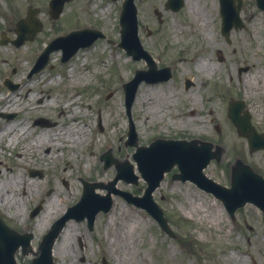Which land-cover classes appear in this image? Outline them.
Returning a JSON list of instances; mask_svg holds the SVG:
<instances>
[{
    "label": "rangeland",
    "instance_id": "rangeland-1",
    "mask_svg": "<svg viewBox=\"0 0 264 264\" xmlns=\"http://www.w3.org/2000/svg\"><path fill=\"white\" fill-rule=\"evenodd\" d=\"M17 1L22 4L21 8ZM162 1L137 0L140 11V38L145 49H149L150 38L145 28L163 31L169 48L166 60L161 64L166 61L173 64L176 75L171 81L162 83L161 86H151L146 90L144 108L141 104L134 103L131 115L139 145H149L156 137L189 139L197 137L211 140L222 144L226 149V155L220 164L212 162L206 169L209 177L229 185L230 165L237 156L242 157L264 175V152H251L247 139L238 135L227 115L229 102L232 99L242 100L246 103V108L252 111L255 126L264 129L262 14L253 1L246 0L247 12L242 15L245 26L243 29L233 30L232 44L228 46L221 35L218 10L216 13L212 8L211 0H187L185 8L180 13L166 14V24L160 27L153 11L154 8H163ZM48 3L50 0H0V41L4 35L11 40L17 38V24L20 20L28 18L29 9H37L35 17L43 25L34 40H28L20 47L11 42L6 45L0 44V93H6L8 90L3 85L6 76L18 85L13 91L12 100L14 107L20 111L18 114L11 113L15 114V117L8 121L14 123V128L18 132L25 124L33 131L26 141H22L17 151L28 142L37 139L44 130L55 126L57 130L67 128L66 115H62L58 108L47 104L52 98L61 100L70 94V91L64 92V87L70 78L68 70L72 67H75V72L81 70L77 74L83 73L81 80L83 105L79 106V109L84 117L80 119L79 125L86 132L88 128L85 124L88 125L91 136L78 148L68 152L55 151L51 154L48 151L49 147L43 148L40 152L36 147H32L24 154L26 164L22 165L18 163L20 157L17 152L6 149L7 137L0 142V150H3L0 152V214L9 227L20 232L32 233L35 249L52 225L38 231L33 226L27 228L20 226L18 220L29 221L42 217L43 211L52 203L49 198L54 196L53 188H58L60 195L69 199L65 202V209L68 210L81 199L83 180L101 183L112 181L117 173L116 165L105 168L104 162L100 161L101 153L108 148L113 149L115 157L127 159L134 166L135 174L141 176L133 158L136 148L125 146L129 118L122 84L133 78L135 69H145L146 62L134 61L125 50L108 40L110 38L115 42L120 41L119 14L122 2L72 0L66 3L64 12L58 20L50 18ZM203 25L206 29L204 31ZM84 27L99 29L108 38L99 39L92 47L80 50L68 63L61 62V51L53 52L48 65L29 78L33 63L43 50L44 41L48 43L53 34L59 35L60 32L64 35ZM219 51L225 55L224 62L218 59ZM3 52H7L8 55H4ZM245 67H248V70L240 72V69ZM96 68L98 72L93 73ZM43 73L45 82L57 77H62V80L56 81V85L49 84L44 87L41 82ZM17 77L27 83V86L21 87ZM186 77L195 83L187 92L183 89ZM147 86L146 82H142L137 94L141 87ZM87 103H92L91 110ZM3 105L6 106L7 101H3L0 108L5 107ZM143 111L146 119L141 115ZM0 113L4 114L1 110ZM99 114L103 115L105 121H115V128L107 129L105 125H99ZM39 118L47 119L48 123L35 124ZM143 121L148 124L145 134L142 132ZM6 123L7 119L0 117L2 130ZM99 139L103 146L97 150L96 144ZM92 151H95V161L91 168L87 169L86 160ZM74 152L77 153L74 155ZM68 157H71L72 168L67 169ZM7 163L16 178L21 173L22 184L28 183L31 186L29 195L23 194L24 185L16 195L7 191L4 182ZM31 169L42 171L43 177L32 178L29 175ZM175 172L176 167L165 176L154 195L174 227L178 223V228L184 235V242L166 237L144 210L129 205L120 196H113L112 224L107 228L104 226L111 211L107 214L100 213L96 217L93 233L88 231L86 219L74 220L78 228L67 237L62 236L65 242L59 244L58 250L65 251L56 257L58 264H102V255L108 264H210V258L216 252L215 248L221 247H225L227 254L225 261H228V264H252L250 253L253 252L244 239L251 238L253 242L259 239L257 235L259 212L254 205L249 204L239 210L237 222L233 223L221 201L201 191L191 182L172 180L171 176ZM145 187L146 182L142 178L138 185L128 184L124 180L116 184L117 189L136 195H142ZM107 193L108 190L105 195ZM3 198L7 202L17 201L19 208L26 213L13 218L14 209L8 207L5 202L1 203ZM39 204L42 208L31 218V211ZM190 208L196 210L191 214L193 219H188L186 216L188 214L183 211ZM60 217L61 215L55 221ZM180 219H184L185 222ZM216 219L220 221L216 222ZM245 221L254 226V232L247 229ZM220 238L226 240L220 241ZM80 239L84 243L82 250L76 248ZM198 239L203 240L205 244H198L197 242L204 243ZM62 245L65 246L61 248ZM76 251L79 257L85 256L84 262L73 256ZM244 253L245 255H242ZM17 260L19 264H31L32 257L22 256L20 253ZM218 261L221 264L222 260Z\"/></svg>",
    "mask_w": 264,
    "mask_h": 264
},
{
    "label": "water",
    "instance_id": "water-1",
    "mask_svg": "<svg viewBox=\"0 0 264 264\" xmlns=\"http://www.w3.org/2000/svg\"><path fill=\"white\" fill-rule=\"evenodd\" d=\"M66 1L70 0L52 1L51 15L53 18L59 17ZM123 1V10L120 15V32L122 35V41L119 46L127 49L129 54H132L135 59L143 57L148 60L147 52L142 49L138 39V10L134 4L135 0ZM258 3L259 6L264 9V0H258ZM169 4L176 7L175 10L178 11L183 6L184 1L170 0ZM224 7H226L225 2ZM233 26H240L239 17H236L234 11L232 12V15H227V12H225L223 23L224 35H228ZM38 28L40 29V27ZM92 32L96 33V35L91 37L88 42L83 44V46H88L98 37L103 36L102 33L96 30H92ZM30 38H32V36H30ZM77 48L72 54L75 53ZM54 49H56L55 44H53L51 49L47 51L46 58ZM133 49H135V51H133ZM136 51L139 52V56L135 54ZM72 54H65L63 61L69 60ZM42 66H40V68H42ZM147 75H149V72L137 70L136 79L133 80L129 86L126 85L127 88L129 87L131 90H128L125 86L128 112H130V108L140 82L147 79ZM242 107V103L239 105L232 104L229 109V116L239 128L240 133L248 135L251 138L252 136L245 132V128L249 126V118L247 117L246 121L238 119ZM130 134L133 136L131 145H135L136 137L133 125H131ZM256 138H258L257 135ZM251 146L254 150L259 148L261 145L257 144V142H252ZM213 149H215V151ZM140 150L146 152V157L140 162L143 176L148 181V188L146 189L144 197H134L130 193L121 191H114V193L124 196L130 203L145 208L151 215L154 216L162 228L167 232H170V228L167 220L164 218L162 209L154 201L153 193L160 186V183L164 178V174L171 171L175 165L178 166L180 173L175 174L173 176L174 179H180L182 181L189 180L195 183L200 189L213 193L217 198L224 202L232 215H234L238 208L243 207L248 202L264 206V195H262L264 194V179L262 176L255 173L250 166L245 165L241 160H237L235 167L232 169L231 188H226L218 184L205 174L204 169L208 167L213 159H216L218 162L221 161L222 152L224 150L220 146H214L212 143L203 142L197 139L192 141L157 139L150 147H143ZM118 179L119 177L115 179L114 183H116ZM137 180V177H134V179H127L128 182L134 183H137ZM110 191L113 192V188H110ZM91 194L93 195V192H91ZM106 199L107 200L101 204V206L97 208L93 214L90 215V226H93L94 218L97 213L101 210L109 212L112 208L113 200L111 198V193ZM72 210L73 209H71L70 213L63 219L59 220L44 238L40 246V252L36 254L37 258L33 261V264H54L52 248L67 220L73 217ZM82 218L83 217H81V219ZM2 225V221L0 220V228L3 227ZM31 238V236H28L26 242L24 243L25 254L32 252V248L30 246ZM0 264H16L10 238H6L4 242H0Z\"/></svg>",
    "mask_w": 264,
    "mask_h": 264
},
{
    "label": "bare ground",
    "instance_id": "bare-ground-1",
    "mask_svg": "<svg viewBox=\"0 0 264 264\" xmlns=\"http://www.w3.org/2000/svg\"><path fill=\"white\" fill-rule=\"evenodd\" d=\"M18 6H21L20 1H17ZM202 30L205 29V25H203ZM206 35L209 36V33L206 32ZM4 55H8L7 52H3ZM81 71L78 69L75 72V67H72L71 69L68 70V77L69 80L66 82L65 87H64V92L68 93L70 91V94L68 96H64L63 99L61 100H56L53 99L48 103V106H52L55 108H58L61 112L62 115H66V120H67V128L63 130H57V126L53 127L52 129L49 130H44L42 133H40L37 137V139L32 140L28 142L22 149L17 151V148L21 145L22 141H26L27 137H30L31 133L33 132L31 128L29 127L28 124H25L20 127V132H18L17 129L14 128V123L8 121L5 125V128L2 132V135L0 136V142L7 137V143H6V148L9 150H14L17 152V155L20 157L18 159V163L20 165L26 164L25 163V156L26 154L32 147H36V149L40 152L43 148H48L49 153L53 154L55 151L58 152H68L72 149L78 148L85 140L90 139L89 136H91L90 130L88 125L85 124V127L88 128V132L83 130L81 126L79 125V121L82 117H84V114L81 112L79 109L80 105L82 104V88L83 86L81 85V80L83 78V73L80 72L77 74V72ZM98 72V69L96 68L93 73ZM42 80L44 87L48 86L49 84L56 85V81H61L62 77H57L49 82H45V77L44 73L41 74ZM17 81L21 83V86L24 88L27 86V83H24L22 80H20L19 77H17ZM151 86L141 87L139 94L137 95V98L135 100V103L137 105H140L144 108L145 107V100L144 96L146 93V90H149ZM13 93H1L0 94V103L3 101H7V105L5 107H2L0 110L4 113H10V112H15L19 113L20 110L16 109L14 107V102L12 100ZM87 106L89 110L92 108V103H87ZM144 119H146L145 111L141 113ZM82 124V123H81ZM99 124L105 125L107 129L112 127L113 129L115 128V121L109 122L105 121L104 117L102 114H99ZM84 126V125H83ZM148 130V124L143 121L142 125V132L145 134L147 133ZM101 139L98 140V144H96V149H100L103 145H101L100 142ZM3 151V150H2ZM0 150V152H2ZM77 152H74V155ZM95 151H92L90 153V156H88L86 160V168L89 169L93 165V162L95 161ZM11 157V156H10ZM68 168H72L71 164V157H68ZM146 168V167H144ZM6 173V174H5ZM4 182H5V188L7 191H11V194L16 195V193L21 189V186L24 185V191L23 194L29 195V191L31 190V186L27 184H22L21 181V173L17 175V178L13 175V170L10 168L8 163L6 164L5 172H4ZM64 177V176H63ZM99 177L101 175L99 174ZM105 179V177H103ZM102 178L100 179L101 181L103 180ZM37 188V186H35ZM98 193L104 194V190H98ZM53 195L51 198H49V201L52 200V203L50 204L49 208L46 211H43L42 217H37L32 220H26V219H21L18 220V224L22 227H30L33 226L36 228L38 231H42L47 229L49 226L52 225L53 221L59 217L60 215L64 214L67 209H65V202H68L69 199H66L65 197H62L60 195V191L58 188H53ZM30 198V197H29ZM6 203V205L10 208H13V218H17V216L21 214H25L26 212L22 209L19 208L17 201L13 202H7L4 200V198L1 200V203ZM113 210V209H112ZM186 214H188L189 217H192V213L196 212L194 208H190L189 210H183ZM16 220V219H15ZM102 219H99V221ZM17 221V220H16ZM114 221V215L112 211L110 212V215L108 216L106 222H105V227H109L112 222ZM220 219H216V222H219ZM78 226L75 224L74 220H70L67 223V228L66 231L63 235V237H67L68 235L72 234L74 230H76ZM64 241V240H63ZM62 241V242H63ZM54 254L57 255V248L54 249Z\"/></svg>",
    "mask_w": 264,
    "mask_h": 264
},
{
    "label": "flooded vegetation",
    "instance_id": "flooded-vegetation-1",
    "mask_svg": "<svg viewBox=\"0 0 264 264\" xmlns=\"http://www.w3.org/2000/svg\"><path fill=\"white\" fill-rule=\"evenodd\" d=\"M234 1V0H233ZM212 2V8L216 11L218 10V14L220 16V0H211ZM245 2L240 5L241 12L244 13L247 10H244ZM166 22V18L164 19L163 26ZM148 37L150 38V52L151 57L154 58L156 61L160 62L163 59H166V54L168 52V43L165 41V37L163 35V31L160 29H153L151 31H148ZM230 44V43H229ZM160 48V51H159ZM157 58V59H156ZM171 66V71L173 74V77L175 76V69L172 64H169ZM163 66V65H162ZM261 214V212H260ZM237 222V219H236ZM246 226L248 227V222L245 221ZM264 227V216L261 214L259 218V239L256 242H253L251 238L244 239V242L250 246L251 251L253 254L251 255L250 261L253 262V264H264V231L261 230V228ZM251 231H254V227L251 229ZM182 235H177L176 238H173L174 240H182ZM220 241H225V238H220ZM223 245V244H222ZM82 248L83 244L82 241L79 240L76 244V248ZM216 252H214L211 256L210 264H220L218 261L219 259L222 260L221 264H228V261H225V258L227 256L225 247L221 248H215ZM75 256H77V253H74ZM258 258L259 261L256 259ZM83 257H81V260Z\"/></svg>",
    "mask_w": 264,
    "mask_h": 264
}]
</instances>
